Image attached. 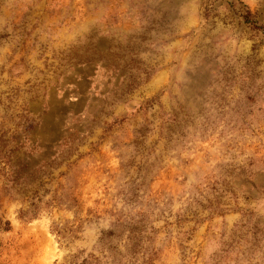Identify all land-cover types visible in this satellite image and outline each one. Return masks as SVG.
Masks as SVG:
<instances>
[{
  "label": "rangeland",
  "instance_id": "obj_1",
  "mask_svg": "<svg viewBox=\"0 0 264 264\" xmlns=\"http://www.w3.org/2000/svg\"><path fill=\"white\" fill-rule=\"evenodd\" d=\"M258 25L264 0H0V264H264Z\"/></svg>",
  "mask_w": 264,
  "mask_h": 264
},
{
  "label": "trees",
  "instance_id": "obj_2",
  "mask_svg": "<svg viewBox=\"0 0 264 264\" xmlns=\"http://www.w3.org/2000/svg\"><path fill=\"white\" fill-rule=\"evenodd\" d=\"M245 22H247V19L245 17ZM264 26L262 25H258V28H263ZM9 229V222L7 219H4L2 217H0V233L1 232H5Z\"/></svg>",
  "mask_w": 264,
  "mask_h": 264
}]
</instances>
